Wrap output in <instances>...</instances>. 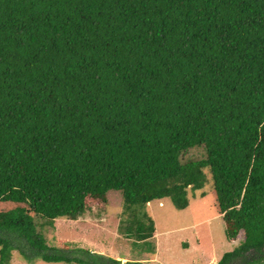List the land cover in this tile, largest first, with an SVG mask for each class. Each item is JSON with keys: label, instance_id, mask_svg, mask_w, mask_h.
Here are the masks:
<instances>
[{"label": "trees", "instance_id": "16d2710c", "mask_svg": "<svg viewBox=\"0 0 264 264\" xmlns=\"http://www.w3.org/2000/svg\"><path fill=\"white\" fill-rule=\"evenodd\" d=\"M209 184L218 264H264V0H0V264H123L43 234L110 191L155 255L149 204Z\"/></svg>", "mask_w": 264, "mask_h": 264}, {"label": "rangeland", "instance_id": "374dc122", "mask_svg": "<svg viewBox=\"0 0 264 264\" xmlns=\"http://www.w3.org/2000/svg\"><path fill=\"white\" fill-rule=\"evenodd\" d=\"M203 156L202 149L192 150L190 157ZM201 192L189 191L190 205L177 210L170 200H155L148 206L157 228L155 255L149 254L150 246L136 243L120 233L123 214V197L120 191L108 193L107 205L92 206L76 223L63 218L55 221L54 228H43L47 244L57 248L81 247L94 253L120 260L123 264H218L223 255L232 252L244 241L241 232L235 240L226 237V225L219 214L216 194L212 184ZM97 206V207H96ZM39 224L43 220L36 218ZM157 247V249H156ZM10 264H30L18 253L13 254ZM32 264V263H31ZM33 264H67L36 261Z\"/></svg>", "mask_w": 264, "mask_h": 264}, {"label": "crops", "instance_id": "0c3cea01", "mask_svg": "<svg viewBox=\"0 0 264 264\" xmlns=\"http://www.w3.org/2000/svg\"><path fill=\"white\" fill-rule=\"evenodd\" d=\"M155 237H156V239H157L158 236H155Z\"/></svg>", "mask_w": 264, "mask_h": 264}]
</instances>
